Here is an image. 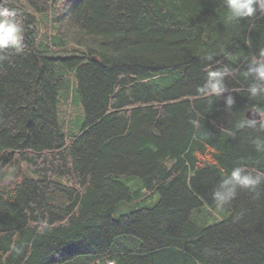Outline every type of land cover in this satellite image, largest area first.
<instances>
[{
    "label": "trees",
    "instance_id": "trees-1",
    "mask_svg": "<svg viewBox=\"0 0 264 264\" xmlns=\"http://www.w3.org/2000/svg\"><path fill=\"white\" fill-rule=\"evenodd\" d=\"M3 7L25 32L22 52L0 50V264H264V183L238 188L224 221L192 220L234 167L264 174V93L245 75L264 15L230 22L223 0ZM212 70H227L220 97L198 91ZM76 100L84 123L66 135L59 104Z\"/></svg>",
    "mask_w": 264,
    "mask_h": 264
},
{
    "label": "clouds",
    "instance_id": "clouds-1",
    "mask_svg": "<svg viewBox=\"0 0 264 264\" xmlns=\"http://www.w3.org/2000/svg\"><path fill=\"white\" fill-rule=\"evenodd\" d=\"M227 9V19L230 22H239L242 19L252 18L259 12L264 15V0H223ZM25 28L23 22L8 7L0 8V50L14 49L17 53L23 51L22 43ZM210 58V57H209ZM227 70H212L207 73L206 83L198 89L201 94L220 97L225 92L223 78ZM246 76L252 77L250 93L253 97L264 93V49L258 54H253L245 72ZM234 100L231 96L226 98V104L231 106ZM264 183V174L253 175L241 167H234L228 178L225 179L221 188L223 191L213 193V199L217 208H223L236 196L237 189L253 190Z\"/></svg>",
    "mask_w": 264,
    "mask_h": 264
},
{
    "label": "rangeland",
    "instance_id": "rangeland-1",
    "mask_svg": "<svg viewBox=\"0 0 264 264\" xmlns=\"http://www.w3.org/2000/svg\"><path fill=\"white\" fill-rule=\"evenodd\" d=\"M72 81L75 84V79ZM59 120L62 126V131L64 134H69L70 132H75L84 123V111L80 101H75L70 103V106L66 108L61 103L59 104ZM67 116V118L64 117ZM123 181L131 188L137 189L140 185V180L135 178L123 179ZM159 200L158 195L154 194L150 199H146L144 202L139 203V206L152 207ZM128 211H122L115 213L114 219H118L121 214L127 213ZM229 217V212L225 213L221 208L208 209L206 207H201L192 215V220L200 226H209L221 221H224Z\"/></svg>",
    "mask_w": 264,
    "mask_h": 264
},
{
    "label": "water",
    "instance_id": "water-1",
    "mask_svg": "<svg viewBox=\"0 0 264 264\" xmlns=\"http://www.w3.org/2000/svg\"><path fill=\"white\" fill-rule=\"evenodd\" d=\"M246 118L250 121H258L260 119V114L252 109L246 113Z\"/></svg>",
    "mask_w": 264,
    "mask_h": 264
}]
</instances>
